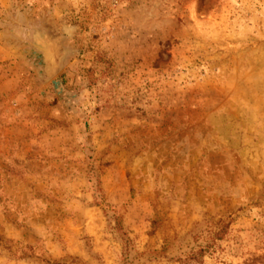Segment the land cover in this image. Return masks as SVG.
<instances>
[{"label": "rangeland", "instance_id": "obj_1", "mask_svg": "<svg viewBox=\"0 0 264 264\" xmlns=\"http://www.w3.org/2000/svg\"><path fill=\"white\" fill-rule=\"evenodd\" d=\"M0 264H264V0H0Z\"/></svg>", "mask_w": 264, "mask_h": 264}, {"label": "water", "instance_id": "obj_2", "mask_svg": "<svg viewBox=\"0 0 264 264\" xmlns=\"http://www.w3.org/2000/svg\"><path fill=\"white\" fill-rule=\"evenodd\" d=\"M48 66H47L46 71H47V74H48L49 77L53 76L54 74H56L57 71L59 70V64L58 63H56L54 66H50V67H48Z\"/></svg>", "mask_w": 264, "mask_h": 264}]
</instances>
